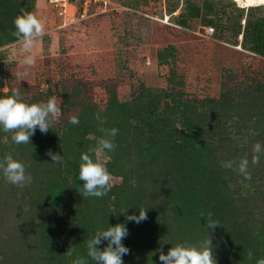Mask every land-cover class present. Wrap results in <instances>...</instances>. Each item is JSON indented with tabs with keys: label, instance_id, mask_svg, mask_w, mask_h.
<instances>
[{
	"label": "rangeland",
	"instance_id": "rangeland-1",
	"mask_svg": "<svg viewBox=\"0 0 264 264\" xmlns=\"http://www.w3.org/2000/svg\"><path fill=\"white\" fill-rule=\"evenodd\" d=\"M113 1L126 10L64 24L48 0H0V98L13 89L27 103L56 96L63 113L31 144L15 145L0 129V159L11 153L33 177L18 187L0 171V264H71L87 258L98 229L118 223L129 233L124 264H162L161 251L209 235L217 264H256L264 258V154L250 163V180L221 164L251 162L253 145H264V7ZM22 10L45 21L31 68L13 35ZM100 128L118 129L106 164L113 187L83 198L80 157ZM141 207L147 220L139 224L120 213L138 216Z\"/></svg>",
	"mask_w": 264,
	"mask_h": 264
},
{
	"label": "clouds",
	"instance_id": "clouds-1",
	"mask_svg": "<svg viewBox=\"0 0 264 264\" xmlns=\"http://www.w3.org/2000/svg\"><path fill=\"white\" fill-rule=\"evenodd\" d=\"M15 31L13 35L17 39V44L23 53V59L20 61L25 68H31L36 63L35 50L39 41L46 34L45 21L32 12L22 10L20 15L14 19ZM16 55L15 51L12 54ZM27 75V72L24 73ZM61 99L52 96L46 102L27 103L20 95L18 89H13L10 96L0 98V129L4 133H11V141L15 145L31 144L30 138L37 130L46 134L53 126L59 122L63 115L61 109ZM95 118L101 124L106 123L99 113ZM69 122L73 125L79 124V118L72 116ZM181 127L177 125V129ZM104 135L98 140L95 147L90 148L88 152L82 153L79 165V180L83 181L82 189H78L83 198L95 197L103 198L113 187L114 177L106 167L111 159L108 155L116 147L114 138L118 134V129L100 128ZM251 162L247 158L237 161H224L221 166L231 169L242 175L244 179L250 180L251 174L249 166L257 165L260 162V156L264 154V145L255 143L252 148ZM53 163L61 164L63 156L49 152ZM0 171L3 177L10 184L18 187H24L31 184L33 177L26 173V166L13 158L11 153H6L3 159H0ZM133 187H136L135 179L130 181ZM126 210L120 213L125 214L126 221L137 224L147 220V209L138 208L139 215H127ZM201 213V217H204ZM211 212L207 213V229L215 230L220 223L213 218ZM126 224L118 223L115 226H108L106 229H98L94 236L87 242V258H90L95 264H124L123 256L130 254L122 241L128 236ZM102 241H107V246L101 250L98 245ZM72 256L73 253H67ZM77 255L71 264H88V259ZM247 258L252 260L253 253L248 252ZM159 260L162 264H217L214 258V248L210 235L196 244L180 243L172 246L167 254L160 252ZM256 264H264V258L257 260Z\"/></svg>",
	"mask_w": 264,
	"mask_h": 264
},
{
	"label": "built area",
	"instance_id": "built-area-1",
	"mask_svg": "<svg viewBox=\"0 0 264 264\" xmlns=\"http://www.w3.org/2000/svg\"><path fill=\"white\" fill-rule=\"evenodd\" d=\"M64 24L84 20L91 15L120 13L123 8L113 0H48ZM213 29L208 33H212Z\"/></svg>",
	"mask_w": 264,
	"mask_h": 264
},
{
	"label": "bare ground",
	"instance_id": "bare-ground-1",
	"mask_svg": "<svg viewBox=\"0 0 264 264\" xmlns=\"http://www.w3.org/2000/svg\"><path fill=\"white\" fill-rule=\"evenodd\" d=\"M237 3L243 4V7L251 8L254 6H263L264 7V0H236Z\"/></svg>",
	"mask_w": 264,
	"mask_h": 264
},
{
	"label": "trees",
	"instance_id": "trees-1",
	"mask_svg": "<svg viewBox=\"0 0 264 264\" xmlns=\"http://www.w3.org/2000/svg\"><path fill=\"white\" fill-rule=\"evenodd\" d=\"M26 252H28V253H27L28 257H30V256H31V254H32V252H31L29 249H28V250H26ZM3 261H5V260H4V258H3Z\"/></svg>",
	"mask_w": 264,
	"mask_h": 264
}]
</instances>
